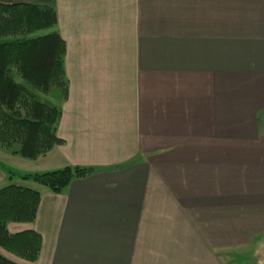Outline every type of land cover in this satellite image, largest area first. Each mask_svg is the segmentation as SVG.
Here are the masks:
<instances>
[{
    "label": "crops",
    "instance_id": "obj_1",
    "mask_svg": "<svg viewBox=\"0 0 264 264\" xmlns=\"http://www.w3.org/2000/svg\"><path fill=\"white\" fill-rule=\"evenodd\" d=\"M31 1L55 9L65 42L67 93L43 95L59 108L62 142L35 159L0 147V163L96 170L55 193L0 168V187L40 193L34 220L8 231L41 236L34 261L0 253L18 264H227L222 254L254 245L264 235V0ZM145 227L155 259L135 248ZM111 234L121 258L101 261Z\"/></svg>",
    "mask_w": 264,
    "mask_h": 264
},
{
    "label": "trees",
    "instance_id": "obj_2",
    "mask_svg": "<svg viewBox=\"0 0 264 264\" xmlns=\"http://www.w3.org/2000/svg\"><path fill=\"white\" fill-rule=\"evenodd\" d=\"M56 11L28 0H0V147L27 159L44 155L62 142L55 134L59 108L43 95L57 88L66 95L65 42L56 29ZM41 29L44 34L31 35ZM20 79V81L17 80ZM264 110V109H263ZM9 180L18 178L60 192L70 181L96 170L64 166L44 172H20L0 163ZM39 191L10 182L0 187V247L25 260L40 252L41 236L33 230L9 232V222L33 221ZM0 264H18L0 253Z\"/></svg>",
    "mask_w": 264,
    "mask_h": 264
},
{
    "label": "rangeland",
    "instance_id": "obj_3",
    "mask_svg": "<svg viewBox=\"0 0 264 264\" xmlns=\"http://www.w3.org/2000/svg\"><path fill=\"white\" fill-rule=\"evenodd\" d=\"M28 1H31V0H28ZM48 31V29H41V30H37L35 32H33L31 35H38V34H44ZM18 81H20L19 78H17ZM58 89L57 88H52V90L50 91V94H49V97L51 99L55 98L57 93H58ZM37 185H40V184H37ZM42 186V185H40ZM148 229L150 231H153L154 232V228H151V227H148ZM145 232L143 231L142 233H140L141 237L139 239L140 241V246H135V248L137 249H141L143 251H145L146 253L149 254V256L151 255V258L152 259H155L156 258V251L152 249V244H150V246L148 245L149 244V241H150V238H149V234L146 232V227H145ZM129 234V233H128ZM146 234V236H145ZM106 236V239H107V235ZM111 243L112 245L109 247V249L105 248V250H102V258H101V261L102 260H106L107 258H112V259H115V258H121L120 254L117 255V252H120L122 250V245H120L118 243V245L116 244V240H115V237H116V234H111ZM149 238V240H148ZM1 249V248H0ZM110 251L109 254L108 251ZM136 252H139L136 250ZM138 256V255H137ZM136 256V258H137ZM226 254H222V260L229 264V262H233V264H264V235H260L258 240L255 241V244L250 246V247H245V248H242V249H236L232 252H230V254H228L227 257H225ZM133 258L135 259V255L134 254H131L130 255V259ZM231 260V261H230Z\"/></svg>",
    "mask_w": 264,
    "mask_h": 264
}]
</instances>
